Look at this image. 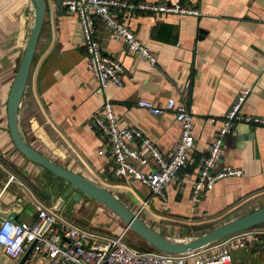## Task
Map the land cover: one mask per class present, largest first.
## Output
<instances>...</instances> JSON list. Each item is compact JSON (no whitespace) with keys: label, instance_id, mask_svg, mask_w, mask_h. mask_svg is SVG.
<instances>
[{"label":"crops","instance_id":"obj_1","mask_svg":"<svg viewBox=\"0 0 264 264\" xmlns=\"http://www.w3.org/2000/svg\"><path fill=\"white\" fill-rule=\"evenodd\" d=\"M144 1L182 2L195 6L201 14L136 11L130 15L128 27L155 54V65L131 56L123 41L112 38L96 19L101 48L124 67L121 85L109 82L101 89L87 69L77 17L64 6H56L55 0H45L46 12L18 108L19 130L35 150L110 192L161 235L172 240L169 234L173 231L196 237L193 233L200 229L212 230L264 206V125L244 122L236 123L234 133L225 136L217 165V169L239 168L243 174L217 181L202 192L198 204L190 201L207 144L242 88L249 87L250 92L241 113L264 117V0ZM34 20L31 0H0V218L32 222L37 217L35 202L40 201L76 226L116 238L129 231L120 218L96 201V208L107 211L111 227L84 220L77 212L69 215L66 208L76 191L64 197L69 184L25 158L11 140L7 99ZM169 97L191 111L194 142L186 165L164 187V197L151 194L147 201L135 191L131 178H120L115 172L111 151L90 117L110 100L119 127L138 128L169 157L179 138V122L171 112L153 115L136 104L145 99L160 105ZM154 165L148 159L143 169ZM251 231H264V224L236 234ZM254 236L256 239L247 236L248 243L231 249L230 264H264V233ZM20 258L11 260L0 248V264H17ZM34 259L35 264L44 261L41 255L29 254L24 264Z\"/></svg>","mask_w":264,"mask_h":264},{"label":"built area","instance_id":"obj_2","mask_svg":"<svg viewBox=\"0 0 264 264\" xmlns=\"http://www.w3.org/2000/svg\"><path fill=\"white\" fill-rule=\"evenodd\" d=\"M62 6L77 17L84 42L87 69L98 81L101 89L109 82L121 85L124 67L118 59L105 53L101 48L96 38V19L104 23L112 38L123 41L131 56L155 65L157 61L155 54L128 27L130 15L136 11L193 16L201 14L195 6L182 2L63 0ZM188 86L189 82H186L184 87ZM249 92V87L242 88L224 114L221 126L207 144L197 176L191 186L192 205L198 204L202 192L212 189L217 181L243 174L239 168L222 166L217 169V165L224 146V138L234 133L236 123L264 125V117L241 113V106ZM136 104L153 115L171 112L179 122L181 126L179 138L169 157H165L158 146L138 128L119 127L114 105L108 99L102 104L101 110L90 117V123L98 130L111 151L115 172L136 180L147 186L151 194L163 198L164 187L174 181L179 170L186 165L188 153L194 142V117L188 107L177 102L174 97H169L160 105L145 99L138 100ZM148 159L155 165L145 170L143 167L147 165ZM1 193L0 191V198ZM35 209L37 217L32 222L16 221L9 217L0 218V248L11 260H18L32 245L30 255L43 256L42 264H230L231 249L248 243L247 236L256 239L255 233H264V231L235 233L182 253L156 252L139 250L127 245L122 240L124 232L116 238L101 237L91 230L64 220L56 211L44 206L40 201L35 202ZM44 224L46 226L43 228Z\"/></svg>","mask_w":264,"mask_h":264},{"label":"water","instance_id":"obj_3","mask_svg":"<svg viewBox=\"0 0 264 264\" xmlns=\"http://www.w3.org/2000/svg\"><path fill=\"white\" fill-rule=\"evenodd\" d=\"M31 1L34 7L35 20L27 40L23 57L8 95L7 124L11 140L20 154L33 163H36L49 170L56 177L62 178L66 184H69L64 197L68 196L71 191L75 190L76 192L72 196L73 200H78L81 196L96 200L100 204L107 207L113 214H115L125 223L127 228L137 233L154 249L168 253H182L195 250L205 245L214 243L228 235L235 234L264 223L263 206L204 234L189 239L188 241L171 240L161 235L152 227L140 220L136 214L132 213L110 192L95 184L94 182L76 174L75 172H72L71 170L56 164L35 150L30 144H28L19 130L18 108L26 86L38 36L40 34L46 12L45 0ZM55 4L56 6H61L62 0H55ZM63 200L64 198H62L59 203L61 204ZM45 226L46 224H44L43 228ZM31 249L32 245L25 250L17 264H24L31 252Z\"/></svg>","mask_w":264,"mask_h":264},{"label":"rangeland","instance_id":"obj_4","mask_svg":"<svg viewBox=\"0 0 264 264\" xmlns=\"http://www.w3.org/2000/svg\"><path fill=\"white\" fill-rule=\"evenodd\" d=\"M120 178H124L123 175H120ZM125 179V178H124ZM122 180V179H121ZM131 185L134 187L135 191L145 200L149 201L147 199V197H152L151 196V191L150 189L137 182L136 180L134 179H131ZM89 200V201H88ZM96 200L92 199V198H89V197H81L80 199L78 200H72L70 203H69V206L66 208L68 211L67 213L70 215V214H73L75 212L78 213V216L81 217L82 219L84 220H95V223H98L99 225L101 224V222L107 226V227H111L113 224H112V221L110 220V218L107 217V207H105L104 205V208H106V210L103 208V207H98L96 208V205L93 203L95 202ZM97 202V201H96ZM73 204H79V207L78 208H74L73 207ZM150 205L151 202H150ZM109 210V209H108ZM110 211V210H109ZM111 212V211H110ZM112 213V212H111ZM113 214V213H112ZM114 215V214H113ZM238 214L236 213L235 215H233L232 217H236ZM104 221V222H103ZM28 222V221H27ZM225 222V221H224ZM222 223V222H221ZM218 227V225H217ZM213 228H216L215 226H213ZM112 230H114L113 228H111ZM211 228H203V229H200L199 231L193 233V235H201L203 233H206L208 231H210ZM129 231L125 232L124 233V236H123V241L125 243H127L128 245L132 246V247H135L137 249H146V248H151L148 243L142 238L140 237L137 233H135L133 230L131 229H128ZM173 233H177V234H173ZM192 233L190 234H187V236H180L178 232H171L169 235L174 237L172 240H176V241H188L189 239H192L194 238L195 236H191ZM186 237V238H185ZM171 239V238H170ZM146 242V243H145ZM150 250L152 251H156V252H161L160 250H156V249H153L151 248ZM37 262V259H34L30 262V264H35ZM250 263H254L253 260L250 259Z\"/></svg>","mask_w":264,"mask_h":264},{"label":"trees","instance_id":"obj_5","mask_svg":"<svg viewBox=\"0 0 264 264\" xmlns=\"http://www.w3.org/2000/svg\"><path fill=\"white\" fill-rule=\"evenodd\" d=\"M263 224H264V223H262V224H259V225H256V226H254V227H252V228H256V227L263 226ZM151 248H153V247H151ZM153 249H154V248H153Z\"/></svg>","mask_w":264,"mask_h":264}]
</instances>
